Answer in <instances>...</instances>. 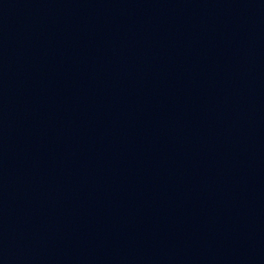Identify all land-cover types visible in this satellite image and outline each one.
Returning a JSON list of instances; mask_svg holds the SVG:
<instances>
[{"label": "water", "instance_id": "obj_1", "mask_svg": "<svg viewBox=\"0 0 264 264\" xmlns=\"http://www.w3.org/2000/svg\"><path fill=\"white\" fill-rule=\"evenodd\" d=\"M0 264H264V0H0Z\"/></svg>", "mask_w": 264, "mask_h": 264}]
</instances>
